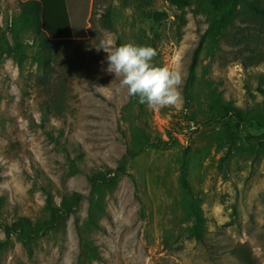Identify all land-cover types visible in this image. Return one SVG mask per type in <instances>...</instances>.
<instances>
[{"label": "rangeland", "instance_id": "374dc122", "mask_svg": "<svg viewBox=\"0 0 264 264\" xmlns=\"http://www.w3.org/2000/svg\"><path fill=\"white\" fill-rule=\"evenodd\" d=\"M108 3L66 0L73 38L54 42L48 71L0 54V223L48 219L43 186L57 206L71 192L84 196L76 213L34 243L32 257L14 235L0 264H264V127L218 117L210 96L215 89L244 112L260 108L264 19L244 35L246 24L224 28L212 22V7L197 2L180 10L169 0H113V31L101 17ZM20 10V0H0V31L8 37ZM154 10L168 18L154 23ZM102 39L154 47L155 64L183 75L180 102L151 109L134 97L131 104L120 78L106 71ZM144 134L149 145L128 159L100 214L90 176L115 169ZM185 176L207 218L205 243L188 233Z\"/></svg>", "mask_w": 264, "mask_h": 264}, {"label": "trees", "instance_id": "16d2710c", "mask_svg": "<svg viewBox=\"0 0 264 264\" xmlns=\"http://www.w3.org/2000/svg\"><path fill=\"white\" fill-rule=\"evenodd\" d=\"M173 6L178 9L191 7L196 2L204 10L210 7L213 9L214 18L212 22H218L224 28H238L237 22L246 24L242 26L241 34H246L254 26L258 27V20L264 19V0H169ZM20 14L12 19L10 28V37L0 31V54L12 56L15 62L20 65L24 59H32L39 65L43 72L52 69L54 60L53 45L56 41H68L73 38L71 21L66 0H20ZM108 6L101 15L105 27L116 31L113 24V0H108ZM168 18L165 11L150 12V19L154 23H159ZM241 25V24H240ZM262 28V27H260ZM31 35L29 43H26V36ZM243 37V36H241ZM120 40L118 41V46ZM194 77V68L191 67L188 83L192 82ZM262 86L257 91L263 96L262 104L253 113L244 112L242 109L234 106L231 102H226L220 92L211 89V101L217 106L219 116L233 114L241 122L250 120L258 126L264 127V74H261ZM185 98L188 101V85L185 89ZM131 104H134L132 97ZM150 139L147 135H142L139 143H135L133 148L127 150L119 165L112 169H106L94 172L90 176L91 200L93 206L98 209L100 214L104 213L103 198L105 192L114 189L120 177L127 173L126 164L130 157L137 156L149 145ZM224 161V159H223ZM182 205L185 212L191 219L188 227V233L191 238L199 243H205L207 234V218L202 205L197 201L194 192L186 178L181 180ZM42 190L46 195V209L49 218L34 222L32 219L22 216L15 221L7 224L0 223V231L5 233V241H0V251L9 243L12 236L20 237L29 256L34 255V243L43 237L47 232L57 228L63 218H68L76 213L84 196L78 192H71L62 198L60 206L54 202L52 191L43 186ZM3 206V199L0 197V209ZM84 248L90 253L92 258L96 255V250L92 243L86 241Z\"/></svg>", "mask_w": 264, "mask_h": 264}, {"label": "clouds", "instance_id": "9594fccd", "mask_svg": "<svg viewBox=\"0 0 264 264\" xmlns=\"http://www.w3.org/2000/svg\"><path fill=\"white\" fill-rule=\"evenodd\" d=\"M98 49L108 53V73L120 78V89H127L130 97H138L139 103L151 109L177 105L182 98V73L168 65H157V50L148 45L132 42L114 46L102 39ZM97 87L96 90H103Z\"/></svg>", "mask_w": 264, "mask_h": 264}]
</instances>
